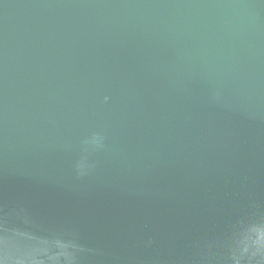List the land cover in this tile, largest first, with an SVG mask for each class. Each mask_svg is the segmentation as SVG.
<instances>
[{
	"label": "water",
	"instance_id": "obj_1",
	"mask_svg": "<svg viewBox=\"0 0 264 264\" xmlns=\"http://www.w3.org/2000/svg\"><path fill=\"white\" fill-rule=\"evenodd\" d=\"M0 264H264V0H0Z\"/></svg>",
	"mask_w": 264,
	"mask_h": 264
},
{
	"label": "clouds",
	"instance_id": "obj_2",
	"mask_svg": "<svg viewBox=\"0 0 264 264\" xmlns=\"http://www.w3.org/2000/svg\"><path fill=\"white\" fill-rule=\"evenodd\" d=\"M107 99V98H106Z\"/></svg>",
	"mask_w": 264,
	"mask_h": 264
}]
</instances>
